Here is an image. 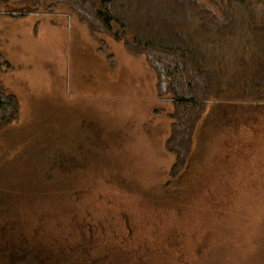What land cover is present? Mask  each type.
Segmentation results:
<instances>
[{
	"label": "rangeland",
	"instance_id": "obj_1",
	"mask_svg": "<svg viewBox=\"0 0 264 264\" xmlns=\"http://www.w3.org/2000/svg\"><path fill=\"white\" fill-rule=\"evenodd\" d=\"M196 1L222 18L223 0ZM123 5L157 33L185 24L214 35L198 8ZM248 5L262 24L264 0ZM48 6L22 18L7 13L30 0L0 9V92L19 101L0 125V245L42 244L79 264H264V102L209 98L173 174L175 103L159 96L146 57L93 34L69 6Z\"/></svg>",
	"mask_w": 264,
	"mask_h": 264
},
{
	"label": "trees",
	"instance_id": "obj_2",
	"mask_svg": "<svg viewBox=\"0 0 264 264\" xmlns=\"http://www.w3.org/2000/svg\"><path fill=\"white\" fill-rule=\"evenodd\" d=\"M25 1L0 0V9L12 2ZM30 1L33 7L7 14L15 18L36 15L43 2L49 3L48 9L52 14L58 7L67 5L93 34L106 33L117 41H124L128 51L146 57L157 75L159 96L171 95L175 103L176 112L172 118L177 122L172 125L166 147L176 154L173 174L187 161L193 128L203 115L209 98L221 103L218 107H229L228 104L235 102L234 109L254 110L264 102V22H256L248 0H223L218 5L221 19L196 0H147L168 6H184L188 11L198 8L196 16L201 18L200 28L214 32L207 37L185 24L165 33H157L150 24L143 26L125 12L126 6L123 5L124 1L133 3L138 0H104L101 4L98 0ZM95 3L98 8L93 6ZM243 9L248 14L243 15ZM18 112L17 97L1 91L0 125L15 120ZM19 190L16 187L12 198L21 201L26 192ZM1 193L0 189V204L4 199ZM4 215H7L5 209H0V223L8 226L9 218ZM43 246L29 248L10 242L0 245V264H79L66 258H56L55 253L43 254L46 248Z\"/></svg>",
	"mask_w": 264,
	"mask_h": 264
}]
</instances>
